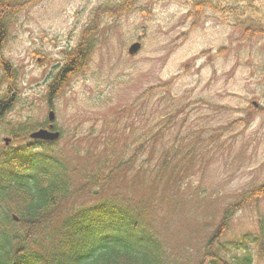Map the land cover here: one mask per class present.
Listing matches in <instances>:
<instances>
[{
    "label": "rangeland",
    "instance_id": "1",
    "mask_svg": "<svg viewBox=\"0 0 264 264\" xmlns=\"http://www.w3.org/2000/svg\"><path fill=\"white\" fill-rule=\"evenodd\" d=\"M103 1L37 0L16 15L2 52L16 71L15 87L7 90L11 73L0 68V97L9 101L0 151L14 124L40 123L52 109L62 133L56 151L74 179L104 157L123 160L102 197L118 192L150 210L173 251L195 254L224 208L264 182V40L244 39L240 16L224 21L208 12L195 21L176 1H142L122 16L101 18L89 63L53 94L56 67ZM136 41L140 50L128 54ZM94 201L73 195L54 223ZM244 236L256 239L247 241L254 264H264L257 247L264 198L234 215L220 241Z\"/></svg>",
    "mask_w": 264,
    "mask_h": 264
},
{
    "label": "trees",
    "instance_id": "2",
    "mask_svg": "<svg viewBox=\"0 0 264 264\" xmlns=\"http://www.w3.org/2000/svg\"><path fill=\"white\" fill-rule=\"evenodd\" d=\"M36 1L0 0V12L8 5L11 26L15 16ZM142 1L164 0H104L91 11L78 42L64 55V64L53 80V94L89 63L101 18L122 16ZM172 1L187 7L188 16L195 21L208 12L224 21L226 16H240L242 37L264 40V0ZM2 68L9 70L7 65ZM14 72L10 67L11 87H15ZM161 87H151L148 92ZM7 99L0 101V117L8 108ZM16 127L12 133L16 140L34 128ZM108 144L111 147L114 142ZM38 145L35 148L31 143L20 144L0 156V264H254L247 241L256 239L244 236L221 243L220 238L234 215L264 198V182L242 191L229 203L205 244L190 254L170 248L150 210L133 205L118 192L102 197L104 192H110L121 173L123 160H114L111 155L99 159L95 168L81 170L83 178L77 180L68 160L57 154L54 143L37 142L35 146ZM130 157L132 161L133 155ZM75 194H86L95 201L88 206L79 204L55 224L61 205ZM257 247L258 256H264V241H258Z\"/></svg>",
    "mask_w": 264,
    "mask_h": 264
},
{
    "label": "flooded vegetation",
    "instance_id": "3",
    "mask_svg": "<svg viewBox=\"0 0 264 264\" xmlns=\"http://www.w3.org/2000/svg\"><path fill=\"white\" fill-rule=\"evenodd\" d=\"M7 7L3 8V11L0 12V29L2 30V38L0 40V64L5 65L8 64L9 61L6 59L5 56H3L2 52L5 50L8 46V26H9V18L10 14L7 12ZM48 124L45 125V127Z\"/></svg>",
    "mask_w": 264,
    "mask_h": 264
},
{
    "label": "water",
    "instance_id": "4",
    "mask_svg": "<svg viewBox=\"0 0 264 264\" xmlns=\"http://www.w3.org/2000/svg\"><path fill=\"white\" fill-rule=\"evenodd\" d=\"M139 48H140L139 43H133L128 48V52L131 54H135ZM48 117H49V120H53L54 113L52 111H50L48 114ZM50 127H52V124L50 125ZM58 136H59V132H50L47 129H39L30 135L31 138L45 139V140H54V139L58 138Z\"/></svg>",
    "mask_w": 264,
    "mask_h": 264
}]
</instances>
